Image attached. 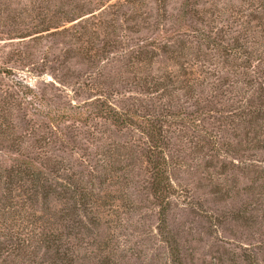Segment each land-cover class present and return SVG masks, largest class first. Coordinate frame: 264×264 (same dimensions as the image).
I'll use <instances>...</instances> for the list:
<instances>
[{"label": "rangeland", "instance_id": "rangeland-1", "mask_svg": "<svg viewBox=\"0 0 264 264\" xmlns=\"http://www.w3.org/2000/svg\"><path fill=\"white\" fill-rule=\"evenodd\" d=\"M159 1L0 0V264H264V10Z\"/></svg>", "mask_w": 264, "mask_h": 264}, {"label": "trees", "instance_id": "trees-1", "mask_svg": "<svg viewBox=\"0 0 264 264\" xmlns=\"http://www.w3.org/2000/svg\"><path fill=\"white\" fill-rule=\"evenodd\" d=\"M135 1V0H134ZM259 2V7L257 8L258 10H264V0H258ZM163 4V7L161 9L165 11V3L166 0H160L159 4ZM185 10L183 11V13ZM185 14V13H184ZM256 73V77L259 74V72H254ZM257 79V78H256ZM259 79H264V70L261 73V77ZM263 83H260L259 86V91H260V96L258 97V109L252 112V116L256 117L261 114L262 112L260 110H264V105L262 102V99L264 96L261 95V93H264L263 89ZM109 118L115 123V124H127L130 122L129 119H127L123 114H118V113H112ZM131 124V122H130ZM149 141L152 143L151 146V155L154 156V160H151V166H152V190L155 198L161 202L160 206L162 207V212L165 211V206L163 205L164 199L168 194H170V184L168 181V177L166 175V172L164 171V168L162 164H165V156L163 153V136L161 134V129L159 128L157 132L155 133H150L149 135ZM15 168H12L10 170V174L5 177V182H4V189L8 192L12 190V188L20 189L24 184L29 183L32 187V192L33 194H37L40 199L44 200L48 196V189L45 185H48V180L44 177V173L37 167V165L29 159L26 160H18L17 163L14 165ZM63 188L67 190H72V192L77 193L76 189L69 183H67L64 180L63 183ZM86 195V194H85ZM83 195L82 193L78 194L79 199L78 202L80 203V206L84 208V210L87 208L86 207V202L87 198L86 196ZM163 215V214H162ZM43 241L47 243H54V240L50 239H44ZM58 242V241H56ZM28 240H23L18 243V247H27L26 244H28ZM171 252L173 255V260L174 264H181L178 254L176 251V248L171 246Z\"/></svg>", "mask_w": 264, "mask_h": 264}]
</instances>
